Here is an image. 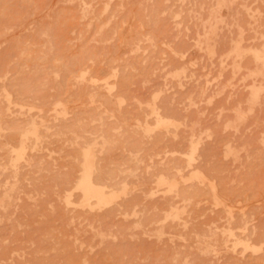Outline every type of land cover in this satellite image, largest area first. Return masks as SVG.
<instances>
[{
    "label": "rangeland",
    "instance_id": "1",
    "mask_svg": "<svg viewBox=\"0 0 264 264\" xmlns=\"http://www.w3.org/2000/svg\"><path fill=\"white\" fill-rule=\"evenodd\" d=\"M262 62L264 0H0V139L51 125L46 176L0 205V264H264ZM70 138L125 187L116 203L41 186L80 167Z\"/></svg>",
    "mask_w": 264,
    "mask_h": 264
},
{
    "label": "bare ground",
    "instance_id": "2",
    "mask_svg": "<svg viewBox=\"0 0 264 264\" xmlns=\"http://www.w3.org/2000/svg\"><path fill=\"white\" fill-rule=\"evenodd\" d=\"M84 2L85 1H83V3ZM87 8H88V6H87ZM257 58H259V57H257ZM56 60H57V58H56ZM262 64H263V70H264V62H262ZM1 94H3V96H4L3 100L5 99V101H6L5 105L7 107L8 103L11 101V99L9 97V93H8V91L3 90ZM55 100H56V98H55ZM56 104H58L60 106V108L55 107L54 110L56 112L63 113L65 111L64 105L60 101H57ZM9 105H10V103H9ZM21 105H22V102H21V104H19V106H21ZM3 113L4 112H2L1 114L4 115ZM32 115H28V117H27L28 119L23 120L24 123L23 122L21 124L11 123L10 125H11L12 129L7 133L6 137H3L2 139H0V148H1V151H0V205H1V208L3 205L7 204L8 202L10 204L12 202L13 198L18 195L19 186H20V183H22V179L24 177L31 178L35 181L37 179L38 175H40V176L44 175L47 171V167H48L47 164L48 163L45 164V162H46L45 160L40 159L38 157H34L33 152H34L35 148H39L40 146H42L41 139L46 138V137H43V134L45 133L44 131H46V130L48 131L49 128H47V127L49 126V124H46L43 121V118H42L43 116L39 117L38 120H35V118L32 117ZM37 116H38V114H37ZM167 120H169V119H167ZM157 125L158 126H165L166 121L163 119H158ZM3 126L4 125L1 124V118H0V131L2 130L1 128ZM2 133H3V131H2ZM108 138H106V137L103 138L102 144ZM70 139H71V142L72 141L74 142V147L78 148V149H75V151L76 150L79 151V154L78 153L74 154V152H75L74 151L73 155H75L77 158V155L80 156V154H81L80 167H77L78 165L76 166L75 161L73 160L74 164L72 163V165H70L69 168H66L60 172H56L57 169L55 172L53 171V173L50 174V176L46 182L42 181L41 186H43L44 189L50 190L51 189L50 188L51 183H53V185L58 183L59 185L57 187L56 194L62 199V201L65 204H70V205L79 204V206L84 205L87 207H91V206L94 207V206H100V205L107 204V203H116L115 202L116 197L121 192L125 191V187L124 186H118L117 187L115 181H111V180L109 181V180L103 179L102 173L99 172V170L95 164L92 145L86 144L87 146L84 145L82 147L80 145H77L78 140H75V138L74 139L70 138ZM108 141H110V140H108ZM73 166H75V168L77 167V169H75ZM74 170H78L79 174L75 176L76 173L74 174ZM164 174H165V172H164ZM44 176H46V174ZM158 181L160 184H164L165 188L175 189L177 192H180L179 195H181V189L179 188L176 179H174V178L169 179L163 175H160L158 178ZM34 186H36V184ZM74 190H77V192L79 193V198L77 200L73 197V193L76 192V191L73 192ZM45 192H46V190H45ZM53 197H54V195H53ZM173 208H174V206H172V209ZM175 209L177 210V209H179V207H177ZM181 209H182V207H181ZM181 209H179V210H181ZM176 210H174V212L170 213L169 212V211H171V208H170L169 211H166L169 213L164 212V215L162 217H160V219H162L161 223L159 225H157V227L159 226L158 227L159 232L162 231L161 230L163 228L162 222L164 219H167V216H170L171 217L170 219L176 218L175 224L180 223V220L182 218L180 219L179 215H181V214L178 213L180 211L177 212ZM128 211L129 210L124 209L122 212L125 213ZM131 212L134 213L135 209L131 208ZM137 219L135 220V218H134V220L136 222H138ZM158 219H159V217H158ZM150 220H151V218H150ZM76 224H77V222H76ZM168 228L166 230H168ZM177 252L178 251L175 250V253L172 254V256L170 255L171 256L170 260H175V259L180 258L179 260L181 261L182 258L179 255L177 256Z\"/></svg>",
    "mask_w": 264,
    "mask_h": 264
}]
</instances>
